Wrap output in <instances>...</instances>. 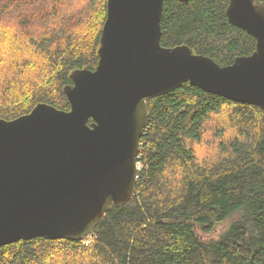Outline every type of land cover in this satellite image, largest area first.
Wrapping results in <instances>:
<instances>
[{
	"label": "trees",
	"instance_id": "trees-1",
	"mask_svg": "<svg viewBox=\"0 0 264 264\" xmlns=\"http://www.w3.org/2000/svg\"><path fill=\"white\" fill-rule=\"evenodd\" d=\"M106 1L0 0V119L38 103L69 110L64 87L97 65ZM228 2L164 0L161 46L219 65L250 55L256 40L228 21ZM146 109L130 200L81 240L0 246V264H264V109L189 82ZM221 223L216 239L199 236Z\"/></svg>",
	"mask_w": 264,
	"mask_h": 264
},
{
	"label": "water",
	"instance_id": "water-1",
	"mask_svg": "<svg viewBox=\"0 0 264 264\" xmlns=\"http://www.w3.org/2000/svg\"><path fill=\"white\" fill-rule=\"evenodd\" d=\"M163 1L107 0L97 65L72 71L64 87L69 110L38 103L0 119V246L81 240L112 205L127 203L148 99L189 82L264 109V6L229 0L228 21L255 38V49L219 65L187 45L161 46Z\"/></svg>",
	"mask_w": 264,
	"mask_h": 264
},
{
	"label": "rangeland",
	"instance_id": "rangeland-1",
	"mask_svg": "<svg viewBox=\"0 0 264 264\" xmlns=\"http://www.w3.org/2000/svg\"><path fill=\"white\" fill-rule=\"evenodd\" d=\"M223 227H225V224H220L216 230H214L212 233L210 234H201V233H198L199 236L204 239V240H209V239H216L218 237V234L220 232V229H222Z\"/></svg>",
	"mask_w": 264,
	"mask_h": 264
},
{
	"label": "built area",
	"instance_id": "built-area-1",
	"mask_svg": "<svg viewBox=\"0 0 264 264\" xmlns=\"http://www.w3.org/2000/svg\"><path fill=\"white\" fill-rule=\"evenodd\" d=\"M140 168V164L137 162V171L139 170ZM136 178H137V173H136Z\"/></svg>",
	"mask_w": 264,
	"mask_h": 264
}]
</instances>
